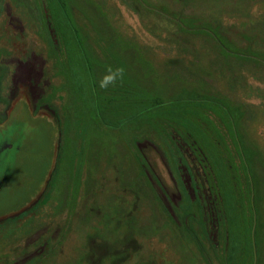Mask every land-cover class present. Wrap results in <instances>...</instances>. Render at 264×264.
Segmentation results:
<instances>
[{"label":"rangeland","instance_id":"rangeland-1","mask_svg":"<svg viewBox=\"0 0 264 264\" xmlns=\"http://www.w3.org/2000/svg\"><path fill=\"white\" fill-rule=\"evenodd\" d=\"M67 1L0 0V264H233L227 195L264 264V0Z\"/></svg>","mask_w":264,"mask_h":264},{"label":"trees","instance_id":"trees-1","mask_svg":"<svg viewBox=\"0 0 264 264\" xmlns=\"http://www.w3.org/2000/svg\"><path fill=\"white\" fill-rule=\"evenodd\" d=\"M48 5H49V14L51 11L53 13H56L57 15L55 18H57V24L60 25L61 29L64 32V39L63 41L71 42L70 45H73L72 47L78 48V40L75 39L74 35H77L78 28L75 26L73 23L72 17L70 16V7L68 6V12L67 17H65V8L64 5L67 6L68 2L67 0H48ZM71 17V18H70ZM67 31V32H66ZM71 38V39H70ZM69 39V40H68ZM123 84V83H122ZM126 94L123 97H128L132 98L133 103H132V114H131V119H136V118H141V117H148L150 118V115L153 114V112L158 109L160 106H165L164 103H160L159 100L150 97L149 95L140 92L139 94L135 93L132 94V92H127L125 91ZM124 92V93H125ZM131 93V94H130ZM106 102H108V99H106ZM180 105V104H179ZM135 109V110H133ZM164 114L166 115V111H164ZM251 182V181H250ZM250 184V183H249ZM226 203L231 205L229 206L228 209V219L231 218V223L228 225V235H227V247H228V256L230 258L231 263L236 264V257H238V254L240 253L241 246L242 247V252H245L247 254H251L252 256L257 257L258 254V228H257V217L251 218V222L248 224L247 222L249 221L246 218V210L244 208V205L240 206H235V198L232 195H227L225 197ZM237 205V204H236ZM233 206V208H231ZM238 209H240L241 214L238 217ZM251 211L254 213L253 208ZM240 218V219H239ZM248 220V221H247ZM241 224V226L238 224ZM240 238L245 239L247 242L245 244L240 243ZM250 264H256L254 262H251Z\"/></svg>","mask_w":264,"mask_h":264},{"label":"clouds","instance_id":"clouds-1","mask_svg":"<svg viewBox=\"0 0 264 264\" xmlns=\"http://www.w3.org/2000/svg\"><path fill=\"white\" fill-rule=\"evenodd\" d=\"M124 75V69L118 68L115 70H112L111 68L108 69V74L104 76L100 82V87L103 89H106L109 85L115 86L117 83V80L123 79Z\"/></svg>","mask_w":264,"mask_h":264}]
</instances>
